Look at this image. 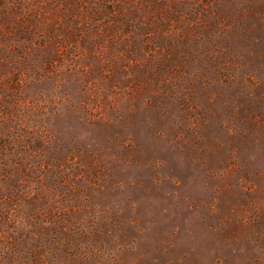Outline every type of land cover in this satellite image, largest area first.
Segmentation results:
<instances>
[{
	"label": "rangeland",
	"instance_id": "obj_1",
	"mask_svg": "<svg viewBox=\"0 0 264 264\" xmlns=\"http://www.w3.org/2000/svg\"><path fill=\"white\" fill-rule=\"evenodd\" d=\"M0 264H264V0H0Z\"/></svg>",
	"mask_w": 264,
	"mask_h": 264
}]
</instances>
